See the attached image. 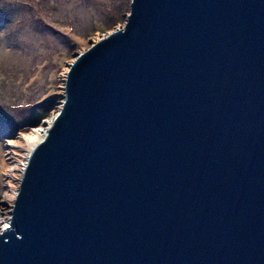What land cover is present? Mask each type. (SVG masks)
Here are the masks:
<instances>
[{
    "label": "water",
    "instance_id": "water-1",
    "mask_svg": "<svg viewBox=\"0 0 264 264\" xmlns=\"http://www.w3.org/2000/svg\"><path fill=\"white\" fill-rule=\"evenodd\" d=\"M64 93L0 264H264V0H131Z\"/></svg>",
    "mask_w": 264,
    "mask_h": 264
},
{
    "label": "rangeland",
    "instance_id": "rangeland-1",
    "mask_svg": "<svg viewBox=\"0 0 264 264\" xmlns=\"http://www.w3.org/2000/svg\"><path fill=\"white\" fill-rule=\"evenodd\" d=\"M129 2L0 0V227L9 226L11 190L31 149L22 135L57 115L69 65L124 26Z\"/></svg>",
    "mask_w": 264,
    "mask_h": 264
},
{
    "label": "bare ground",
    "instance_id": "bare-ground-1",
    "mask_svg": "<svg viewBox=\"0 0 264 264\" xmlns=\"http://www.w3.org/2000/svg\"><path fill=\"white\" fill-rule=\"evenodd\" d=\"M54 118V117H53ZM53 118L50 121L44 122V128L40 129H32L30 132L22 135V138L26 141V143L31 147L30 151L34 148L36 143L46 135L47 128L50 127V124L53 121ZM1 226V222H0ZM5 227H0V231Z\"/></svg>",
    "mask_w": 264,
    "mask_h": 264
},
{
    "label": "trees",
    "instance_id": "trees-1",
    "mask_svg": "<svg viewBox=\"0 0 264 264\" xmlns=\"http://www.w3.org/2000/svg\"><path fill=\"white\" fill-rule=\"evenodd\" d=\"M130 3H131V0H130V2L128 3V7H130ZM114 5V4H113ZM117 5V4H116ZM110 7H111V9H112V5H110ZM114 8V7H113ZM123 9V6L122 5H118L116 8H115V10H114V12H111V15H112V17H114L115 15H117L122 9ZM121 9V10H120ZM113 10V9H112ZM128 14H124V17H123V19L124 20H126V16H127ZM123 16V15H122ZM35 126V125H34Z\"/></svg>",
    "mask_w": 264,
    "mask_h": 264
}]
</instances>
